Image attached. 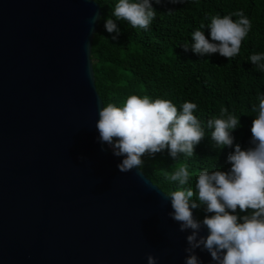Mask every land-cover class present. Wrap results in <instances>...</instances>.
I'll use <instances>...</instances> for the list:
<instances>
[{
	"label": "water",
	"instance_id": "water-1",
	"mask_svg": "<svg viewBox=\"0 0 264 264\" xmlns=\"http://www.w3.org/2000/svg\"><path fill=\"white\" fill-rule=\"evenodd\" d=\"M96 13L0 0V264H184L167 194L97 142Z\"/></svg>",
	"mask_w": 264,
	"mask_h": 264
},
{
	"label": "clouds",
	"instance_id": "clouds-1",
	"mask_svg": "<svg viewBox=\"0 0 264 264\" xmlns=\"http://www.w3.org/2000/svg\"><path fill=\"white\" fill-rule=\"evenodd\" d=\"M154 2L159 4L161 0ZM112 14L115 20H104V27L108 33H116L112 36L115 40L119 34L116 21H127L132 28L147 30L156 10L153 0H118ZM102 19L96 13L90 23L96 25ZM204 27L202 24L201 28ZM251 27L243 11L211 16L207 25L211 42L204 31L196 30L191 47L185 44L184 50L191 48L200 56L219 53L230 60L239 54ZM249 59L264 71V54L254 53ZM256 99L258 104L252 106L256 116L246 149L234 144L233 132L239 128L240 118L229 113L227 107H220L218 118L207 120L215 145L221 149L234 147L227 156V170L199 171L194 190L185 187L190 179L187 164L175 165L165 173L168 180L178 184L166 197L172 209L169 218L179 226V232L188 233L184 264H203L197 250L210 256V264H264V95L258 94ZM181 109L178 111L170 100H153L147 95H130L122 106L103 104L95 123L101 151H111L113 156L123 158L117 165L120 173L140 170L144 156L154 158L165 150L173 160L181 154L193 157L205 132L194 115L195 103L184 102ZM194 210H201L203 218H198ZM147 262L157 264V258L149 254Z\"/></svg>",
	"mask_w": 264,
	"mask_h": 264
},
{
	"label": "trees",
	"instance_id": "trees-1",
	"mask_svg": "<svg viewBox=\"0 0 264 264\" xmlns=\"http://www.w3.org/2000/svg\"><path fill=\"white\" fill-rule=\"evenodd\" d=\"M95 1L103 19L93 41L92 61L103 103L122 106L130 95H147L153 100H170L181 111L184 102H192L197 105L194 115L205 132L193 157L181 154L173 160L165 150L154 158L144 156L141 170L166 194L178 188L165 175L175 165L187 164L190 179L185 187L193 190L199 171L227 170V156L234 147L216 146L207 120L218 118L220 107H227L229 113L240 118L239 128L233 132L234 144L244 149L250 146L251 124L256 116L252 106L258 104V94L264 95V71L253 65L249 57L264 54V0H161L159 4L153 0L156 17L149 28H132L127 21H116L119 34L115 40L112 36L116 33L106 31L104 20H115L112 13L118 0ZM236 11H243L252 25L238 55L228 60L219 53L200 56L191 48L184 50L185 44L191 47L196 30L204 31L211 42L207 29L211 16L223 17ZM194 211L203 218L201 210Z\"/></svg>",
	"mask_w": 264,
	"mask_h": 264
}]
</instances>
